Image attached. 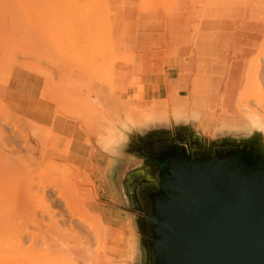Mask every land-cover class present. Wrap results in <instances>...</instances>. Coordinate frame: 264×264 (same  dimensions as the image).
I'll return each instance as SVG.
<instances>
[{"label": "water", "instance_id": "obj_1", "mask_svg": "<svg viewBox=\"0 0 264 264\" xmlns=\"http://www.w3.org/2000/svg\"><path fill=\"white\" fill-rule=\"evenodd\" d=\"M97 146L133 237L129 264H264V129L192 116L117 125Z\"/></svg>", "mask_w": 264, "mask_h": 264}, {"label": "crops", "instance_id": "obj_2", "mask_svg": "<svg viewBox=\"0 0 264 264\" xmlns=\"http://www.w3.org/2000/svg\"><path fill=\"white\" fill-rule=\"evenodd\" d=\"M117 1L119 4L110 1L114 45L132 59L115 66L113 106L121 113L131 106L142 108L145 115L170 112L172 117L192 116L200 119L203 129L232 128L228 116L235 112L248 60L255 58L263 45L264 23L246 19L242 6H211L202 16L191 10L142 18L133 9L128 13ZM45 84L43 76L16 67L0 82V101L15 116L70 141L69 153L62 159L90 176L97 197L90 188L86 194L89 210L114 228L125 210L110 184L107 161L96 157L97 146L77 120L61 118L57 105L43 98ZM135 84L142 87V100L135 98L139 94ZM183 109L189 112L183 114Z\"/></svg>", "mask_w": 264, "mask_h": 264}, {"label": "bare ground", "instance_id": "obj_3", "mask_svg": "<svg viewBox=\"0 0 264 264\" xmlns=\"http://www.w3.org/2000/svg\"><path fill=\"white\" fill-rule=\"evenodd\" d=\"M39 1L41 2L42 0H39ZM59 1H61V0H58V2ZM84 1L85 0H83V2ZM87 1L89 4H86ZM89 1L91 2V0L85 1V4H86V6H84L85 8L88 5H90L94 0H92L91 3ZM96 1H98L100 3V0H96ZM106 1H108V2L111 1L113 3L115 2V0H106ZM221 1H224V0H221ZM262 1H259V3H257V4L260 5V2L262 3ZM26 2H27V0H26ZM30 2H32V0H30ZM36 2H38V1H36ZM219 2H220V0H162L160 5L163 6L166 15L188 14V12L191 11L192 9H199L200 14L202 16V13L205 11V9L210 8L211 6H217L219 4ZM243 2H245V3H243ZM252 2L253 1H251V3ZM93 3H95V1ZM223 3L225 4L227 2L224 1ZM235 3L238 5L243 4L245 7L247 1H242V3H240L239 0H236ZM249 3H250V0H249L248 4ZM251 3H250V6H252ZM263 3H264V1H263ZM21 4H22V0H0V61L1 62L10 61L11 57L14 58V56H12V54H14V52L11 51L14 46L13 47L10 46L11 44L14 43L13 45H15V43H20L22 41H29L34 36L31 34L30 30L25 29L26 25H25V23H23V20H22V14H21V6L22 5ZM54 4H57V3H55L54 0H43L41 2V7H42V5H44L46 7L45 9H47V8L49 9V10L47 9V13L45 12L46 15L48 14L49 11L50 12L54 11V10L52 11L53 6H55ZM143 4L146 5V7H148L146 3H143ZM149 4H152L151 1L149 2ZM224 4H222V5H224ZM228 4L230 5V2ZM231 4H232V2H231ZM233 4H234V2H233ZM95 5L96 4H93V6H95ZM101 5H103L104 8H102V9L105 10V12L102 10L100 11ZM104 5L105 4L102 2V3H100V5H97V6H99L97 8V10L94 7L92 8V9L96 10L98 13L90 8V7H92V4L90 5L89 8L91 9L90 11H94L97 14H100L101 12H103V13H105L106 16L108 14V17H109L110 12L106 13V11H108V9L106 10L107 5L106 6H104ZM26 6L24 7V9L26 8ZM29 6H31V5H29ZM29 6H27V8H29ZM39 6H40V4H39ZM151 6H153V5H151ZM262 6H259L257 8V10H258L257 12L259 13V15L262 14L264 16V14H263L264 12H261V10H263V8H264V6L263 7ZM75 8H76V6H75ZM89 8L87 9V16L91 14L90 11H89L90 13L88 12ZM254 8L256 9V7H254ZM32 9H34V7H32ZM36 9H37V7H36ZM73 9L74 8H72V10ZM98 9H99V11H98ZM155 9H156V7H155ZM157 9H159V8L157 7ZM78 10L75 9L76 13ZM31 11L32 10H30V14H29L30 16L33 15V12H31ZM247 12H248V10H247ZM253 12H255V10ZM34 13L37 14V10ZM45 13L43 14V11H42L43 16L45 15ZM55 13H57V11H54L53 15H55ZM64 13H63V15H65V17H66V14H64ZM35 14L33 16H35ZM50 14H52V13H50ZM78 14H79V12L77 13V15ZM250 14H252V12L249 13V15ZM253 14H255V13H253ZM253 14H252V17H253ZM26 15H28V12L26 13ZM56 15H57V19H58L59 18L58 14H56ZM249 15L247 17V18H249L248 20L263 23L262 22L263 18H261L263 16L260 15L261 16L260 17L259 15L255 14L256 16H258L260 18L256 17L253 19V18H251V16L249 17ZM255 15H254V17H255ZM33 16H31L32 20H33V18L35 19V17H33ZM36 16H38V15H36ZM83 16L85 17V14ZM92 16L93 15L88 16L87 21H91L90 19H94V18H95L94 20H96L97 17H95V16H98V15H94V17L91 18ZM106 16H104V14H103V16L101 17V21L102 20L105 21L104 17H106ZM39 17H40V21L42 19H44V18L41 19L40 15H39ZM47 17L48 18L44 19L45 21L43 20L44 23L41 22L43 25L39 24L40 21L39 22L34 21V24H33V21L31 19H30L31 21H29L33 24L32 25L30 23V25H32L35 30H37L38 32H41V34L47 38H52V37L55 38L54 37L55 33H57L56 34L57 36L59 35V37H61L60 35L63 34V32L68 33L69 31H70V33L72 32L71 34H73V35L77 34L78 36L86 37V33L83 34V31H85V29L86 30L92 29V26L90 28L89 24H88L90 22L84 21L86 19V17L85 18L82 17L84 20H83V23L80 24L81 27H79L76 24L78 29H81L82 26H85L86 24H88L87 26H85L86 28L83 27L84 29L82 28V30H78L76 25L70 26V25L66 24V21H65V24L67 26L64 25L65 26L64 27V26H61L59 24L61 26V28L55 29V28H58L59 26L57 24L53 23L54 20L51 22V20H52L51 16L50 17L47 16ZM65 17H63V18H65ZM28 18H30V17H28ZM28 18L24 17V19L26 21ZM60 18H61V16H60ZM77 19H78V17H77ZM259 19H261V20H259ZM58 20L60 21V19H58ZM65 20H67V17ZM71 20H73V18H71ZM74 20H76V19H74ZM98 20H97V22L99 23ZM62 21H61V23H62ZM57 22L58 21H56V23ZM51 23L56 25V27L52 26L53 24H51ZM93 23H95V21H93ZM90 24L92 25V23H90ZM105 24L104 25L106 27H108V30H105V31L106 32L109 31V32L106 33L103 30V32H105V33L104 34L102 33V34L103 35H105V34L110 35L111 34V26H108L110 24V22L108 21ZM104 25L102 28L105 29ZM51 26L55 27V28H53V30H52ZM73 27H76L75 30L71 29ZM99 28H101V27H99ZM102 28H101V30H102ZM97 29H98V27H97ZM140 29H138V30H140ZM94 30L96 31V28ZM77 31H78V33H77ZM98 31H100V30H98ZM98 31L95 33L98 34V36H99ZM86 32H88V31H86ZM90 33H93V32L91 30H89L88 34H90ZM88 34H87V36H88ZM93 34H92V36H93ZM102 34H100V37ZM69 36H70V34H69ZM194 38H195V36H194ZM10 47H12V48L9 49ZM263 47L264 46H262L261 49H263ZM20 49H22V48L20 47ZM9 50H10V55H9ZM24 52H25V55L28 56V54H26L27 51H25V49H24ZM263 52L264 51L261 50L257 54V56L255 55V58H252L253 60L252 59L248 60L250 63L248 62V64H247V69H246V74H245L244 81H243L242 90H241V93L239 92L240 93V95H238L239 99L237 98L238 99V101L236 100L237 104L234 106L235 112L233 113L232 116H228L229 117V119H228L229 124L228 125L232 128L259 126V127L264 129V53ZM28 53H29V55L31 54L30 52H28ZM5 54H7V55H5ZM32 54L34 56L36 55L34 53H32ZM22 55H24V53ZM34 56H32V57H34ZM29 57L26 58L27 59L26 63L24 62L25 57L22 58L23 64H21L22 61H20L18 59L21 63L19 61H16L15 66L17 64V65H19V66H21V67H23L29 71L35 72L36 74L40 75L41 74L40 69H39L40 67H38L35 64V63L39 62L38 61L39 58L37 59L35 56L36 62L33 60H32L33 62H31L30 60L32 59V57H30V59H29ZM13 58L11 59L10 62H12ZM14 60H16V59L14 58ZM28 61H30V62L28 63ZM75 77H73L71 79H75ZM79 78H81V76H79ZM79 78H78V80H81ZM76 79L74 81H76ZM74 81H72V83H74ZM69 82H71V81H69ZM76 83H75V85H76ZM16 91L17 90H15V92ZM89 94H91V92ZM10 95H12V94H10ZM16 96H18V94ZM44 98H47V96L44 95ZM100 99L101 98L96 93L95 101L90 102V104H89V101L83 102L84 104H81L82 102L79 101V102H81L78 104L80 106V108H82L81 105L83 106V108L81 109L82 111L81 110H80V112L78 111L79 113L73 114L68 109H61L58 111V115L60 117H63V118H69L71 120L74 119L75 121L81 120L83 122H85L84 119L87 121V120H90L91 118H94V117L95 118L100 117L99 122L94 124V128H95L94 133L97 136L96 138L98 139L97 145L103 147L104 146V144L102 142L103 139L99 141V139H100L99 132H101L102 130L107 128V127H105V122L103 121L104 114L109 116L110 120H112L113 118L115 119V113L117 110L115 109L116 107L112 106L111 100L105 99L104 101L106 102V104L104 105V101H102ZM84 101H86V100H84ZM0 104H1V102H0ZM188 112L189 111L187 109L182 110L183 114H187ZM10 113L11 112L9 111V109L3 103L2 108H0V117H2L0 119V120H2V122H0V264H107V262L110 259L111 260L109 261V263H111V262H114V263L115 262L116 263L117 262H121V263L125 262L126 264H129V262L133 258L130 253L127 254V256L124 257L123 260H121V261L115 260V258H111V252L114 251V248L116 246L118 233H116L112 229H110L109 226L108 227L106 226L107 228L104 227L103 220L100 216L98 219L99 220L98 225H93L92 223L89 222V220L86 218V215L80 209L75 208L71 204L73 199L76 197H78V200L81 203H85V197L81 191H79V193H78L77 188H74L75 190L71 191V189H73V188H71L72 186H70V189L69 188L67 189V187H66V185H68L69 183H71L72 185H75V184L78 185L77 184V182H78L77 178L75 176H73L72 173L68 174L69 176L66 177L67 180H64L65 182L64 181L62 182L60 180L59 182H61V183H58L57 179H56L57 180L56 181L55 179L50 178V174L55 172V169L52 166L50 167L48 165L47 169L44 170V172H42V174H44V175L47 174V176H45L47 178H45V177L44 178L47 179V181H49V179H51L50 182L45 183L46 180L43 178L45 181L42 183H39V182H41L40 177L43 175L40 174V177H39V176H37L38 173H36V175L34 174V176H33V173L35 171L34 168L36 167V165L39 163L40 160H37L38 159L37 158V152H38L37 150L38 149L34 150L33 148H31L30 145H32V144H30V142L32 140H35L40 145H42V147H43L42 149H44V151H43V154L40 153V155L42 154L44 156L45 155L44 152L46 150L45 148L51 149L52 145L55 146L57 144V141H54L52 139L56 135L53 134L51 129H48L45 127L42 128L41 126L36 125L35 123H31V122H28V126L30 124L29 127H23V126H21V124H19L17 122L18 120L15 122L13 120L11 121L10 119H8L6 117V115L8 116V114H10ZM122 114H124V113H122ZM14 115H16V114H14ZM84 115H87L88 117H91V118H87V116H84ZM4 117H6L8 120ZM13 117L14 116H12V118ZM171 118H173V117L170 114V112L165 113V114L152 113V114H149V115H146L143 117V119L141 120V125H144L145 123H147L151 120H156V119H158V120H164V119L170 120ZM14 120H16V119H14ZM25 122L27 124V121H25ZM9 124L12 127L11 128L12 132H15L16 134L18 133L19 136L21 137V139L23 140V142L25 143V147H26V150H25L26 153L25 154H23V150H21V147H20V151H22V152L16 153L17 154L16 157L14 156V153H9V155H8V153L6 152V151L10 150L11 146H9V148H6L7 142L5 144L4 143L5 140H8V142H10V145L12 144V146L14 143V146H16V147L18 146L17 143H19V142H17V140L13 142L12 141L13 138L10 139V141H9V139H7L8 133H10L9 131H11V130H8L9 128L6 129L5 125L8 126ZM82 124L84 125V123H82ZM86 127H88V126H86ZM97 134H99V135H97ZM13 135H14V133H13ZM107 136L111 140V145H112L111 147H113L117 143L118 135L111 132V133H107ZM57 137H59L60 139H64L60 136H57ZM17 139H19V138H17ZM21 139H19V140L21 141ZM15 142L17 145L15 144ZM20 143H22V141ZM67 144L69 146L70 141H67ZM16 147H13V150L15 148V149H17L16 151L18 152L19 147L18 148H16ZM11 152H13V151L11 150ZM39 152H42V151L39 150ZM42 155L39 156V158L43 157ZM41 163H42V159H41V162L39 163V165ZM44 164H45V162H44ZM46 166H47V164H46ZM72 167L76 172L80 173L79 169H77L74 166H72ZM44 169H45V167H44ZM37 171H38V169H37ZM39 173H41V171ZM34 177L39 178V181L37 183H35V181H37V179L34 180ZM51 177H53V176H51ZM49 190L56 191V194L58 193L57 191H60L57 194V198H56V196H55V198L53 197L54 201H55V199L60 200L63 204L65 203L64 206L66 205V207L69 208L68 212H69V210L71 211V213H69V215H67L68 212H67V210H65L66 207L64 209L62 208L63 210H65V212L63 211L64 213L59 211V212L63 213V216L61 215L62 219L65 215L66 216L64 217V219H66V217H69L71 214V216L74 217L73 219H77L80 222V227L77 226L78 224L76 225L77 228L74 225H73V227H70L69 225L67 227H65L66 225L65 226L62 225L64 223L61 224L60 220H62V219L58 220L59 217L57 216V214H54V212L57 213L58 210H60V209H57V207L54 208L57 211L56 210L53 211L54 209L53 210L51 209L53 205H50V204H53L54 201L50 198L51 196L49 197V195H47V193H46ZM53 195H55V194H53ZM33 202L34 203L38 202V203H35V204H37L38 207L34 206L35 204L31 205ZM55 203H57V202H55ZM32 206L34 208H32ZM58 207H59V205H58ZM39 209H41L42 211ZM38 210L40 211L39 212L40 217L37 215ZM41 212H43V214H41ZM44 215L45 216L47 215L46 217L50 216V218H48L49 221L44 222V219L47 220L46 218L43 219ZM57 217H58V219H55ZM72 217L70 219H72ZM21 220H23V223H25V224H23L24 225L23 230L21 229V227L23 226V225L21 226V224H22ZM46 222L49 223V225L47 224L48 225V226L46 225L47 228L43 229L44 224ZM29 223L33 225L32 231L29 229L32 225H30V227H28ZM34 226H36L35 227L36 230H34L35 229ZM28 229L31 232L28 231ZM130 241L131 242L133 241L132 236H131ZM96 243L100 244V246L97 248L96 251L91 250V245L96 244ZM110 244H112V245H110ZM107 246H109L108 250H106ZM101 253H103V254H101ZM125 259H126V261H124Z\"/></svg>", "mask_w": 264, "mask_h": 264}, {"label": "rangeland", "instance_id": "obj_4", "mask_svg": "<svg viewBox=\"0 0 264 264\" xmlns=\"http://www.w3.org/2000/svg\"><path fill=\"white\" fill-rule=\"evenodd\" d=\"M36 1H38V2H36ZM54 1L57 4H54L55 6H53L52 11L53 10L54 11H57V13H55V15H53L54 14V11L53 12H50L49 11L48 14L46 15L48 8L45 9L46 7L44 5H42V7H41V2L39 0H32L33 3L30 2V0H27V2H26V0H22V4H21L22 5L21 6L22 20H23V23H25V25H26V28L25 29L30 30L31 34L34 35V36L29 41H22L20 43H15V45H13L14 43L10 45L12 47L14 46L13 47L14 49L12 47H10L9 49L12 48L11 51L14 52V54H12V53L11 54H12V56H14V58L16 60H14V58L11 57V59L13 58V60H14V61L12 60V62H10L11 59H10V61H3V62L0 61V82H3L6 79H8L11 71L14 68L21 67V66H19L17 64L15 66L16 61H19L20 60V61H22V63L20 61L19 62L21 64H23L22 58L25 57L24 58V62L26 63V60H27L26 58L29 57V56L30 57L34 56L32 54V53H34V54H36L35 55L36 58L37 59L39 58L38 59L39 62H37L35 64L38 67H40L39 68L40 69V72H41L40 76H43L46 79V84H45V88H44L43 94L46 95L47 98H44V95H43V98L45 100H48V101H51L52 100L51 102H53V103H55L57 105L58 111L61 110V109H68L73 114L79 113L80 110L83 108V106L81 105L82 108H80V106L78 104L81 103V102H82L81 104H84L83 102H87V101H89V104H90V102H94L95 99H96V93L101 98L100 100L104 101L105 99H108V100H111V102H112V100H114L115 90H116L115 83H114V78H115L114 69H115V66H116V64L118 62H126V63H129L130 62V59H132L131 58L132 56L130 54H127V53L125 54V53L119 52L115 48L114 41H113V35H112V24H113V21L112 20L114 18V14H113L111 2L110 1L108 2L106 0H100V3L103 2L105 4L104 6H106V5L108 6V7L106 6V10L108 9V11H106V13L110 12L109 17H108V14L106 16L105 13H103V12H101V13L99 12L100 14H97L98 12L96 10L99 7L97 5H100V3L98 1L94 0L95 3H93L94 1L92 2V0H91L92 3L89 1L92 4V7H90L91 4L88 5L87 7L88 8L90 7L91 9L94 7V8H96V10H94V9H92V10H94V11L97 12V13H95L94 11H90L91 9L89 8L88 12L90 11L91 12L90 15H93L91 18H93L94 15H98V16H95V17H97L96 20H94L95 19L94 18V19H90L91 21H87L88 20L87 18L90 15L87 16V9L88 8L87 7L85 8L84 6H86V4H89L88 1L86 2V4H85V1L86 0L84 2H83V0H81V1L80 0H77V1L76 0H72V1L71 0H61L59 2H58V0H54ZM119 1L125 6V9H126V11L128 13L130 12V9H133L136 12H138L139 15L142 18L162 17L163 14H164V8H163V6L160 5L161 2H162V0H160V1L159 0H119ZM150 1H151L152 4H149ZM224 1H226L227 3L224 4L223 3ZM224 1H221L220 0L221 3L219 2V4L217 6H221L222 4H224L222 6H242L243 5V4L238 5L239 4L238 2H237L238 4H236L235 3L236 0H231V1L230 0H228V1L227 0H224ZM239 1H240V3H242V1H247L246 6L245 7H244V5L242 6L243 8H245L246 12L248 10L247 17L249 15V13H251V12H252V14L255 13L256 15H259V13L257 12L258 11L257 8L259 6H262V5L264 6V3H263L264 0L263 1L262 0H255V1L254 0H250V3H251V1H253L251 3L252 6H250V3L248 4L249 0H242V1L239 0ZM259 1H262V3L260 2V5L257 4V3H259ZM229 2H230V5L228 4ZM231 2H232V4H231ZM233 2H234V4H233ZM143 3H146L148 7H146V5H144ZM243 3H245V2H243ZM39 4H40V6H39ZM93 4H96V5L93 6ZM114 4H119V3L116 0L114 2ZM26 5L27 6L31 5L32 7H34V9H32L31 6H29V8H27ZM151 5H153V6H151ZM25 6H26V8H25L26 10L24 9ZM75 6H76V8H75ZM36 7H37V9H36ZM155 7H156V9H155ZM157 7L159 9H157ZM254 7H256V9ZM72 8H74V9L72 10ZM100 8H101L100 11L102 10V11L105 12V10L102 9V8H104L103 5H101ZM75 9L78 10L77 13L79 12V14H78L79 16L77 15ZM30 10H32L31 12H33V15L35 14L34 12H36V10H37V14H35V16L31 15V16L35 17V19L33 18V20L31 18V16L29 15L30 14ZM249 10L250 11L252 10V11L250 12ZM254 10H255V12H253ZM42 11H43V14L46 12L45 13L46 16L45 15L43 16ZM98 11H99V9H98ZM192 11H194V13L200 14L199 9H192ZM27 12H28V15L29 16L26 15ZM261 12H264V8H263V10H261ZM50 13H52V14H50ZM63 13L66 14L67 20H65L66 17H65V15H63ZM102 13L104 14V16L107 17V18L104 17L105 18L104 19L105 21H103V20L101 21V17L103 16ZM56 14H58V17H59L58 19H60V21L57 19V15ZM84 14H85V17H86L85 20L83 19V18H85L83 16ZM252 14H250L249 17L251 16V18H253V19L256 18V17H258L255 14H253V17H252ZM36 15H38V16H36ZM39 15L41 16V19L42 18L46 19V18H48L47 16H49V17L51 16L52 17L51 22L54 20L53 23H55V24H57L59 26L58 28H55L56 25H54L53 23H51V24H53L52 26H55V27H52L51 26L52 30H53V28L59 29V28H61V26H64V25L67 26L66 24H68L70 26H75L77 24L79 27H81L80 24L83 23V20L86 21V22H90V23H92V25L90 23H88L89 24V27L91 28V26H92V29L93 30L92 29H89V30H91L94 34L93 33H90L91 35L88 34L89 33V30L88 29L87 30L85 29V31H83V34L86 33V37H83V36H78L77 34L76 35H73V34H71L72 32L70 33V31L68 30L69 31L68 33H66V32H63V34L60 33L61 34L60 35L61 37H59V35L57 36L56 35L57 33L54 32L57 37L54 35L55 38H53V37L52 38H47L44 35H42L41 32H38L37 30H35L33 28V26H32L34 24V21L35 22H39L40 21ZM254 15H255V17H254ZM260 15L263 16L262 14H260ZM60 16H61V18H60ZM24 17L25 18L30 17V18H28L27 21H26L24 19ZM63 17H65V18H63ZM70 17L73 18V20H71ZM77 17H78V19H77ZM260 17H258V18H260ZM261 18H263V20H264V16L261 17ZM30 19L33 21V24L31 22H29V21H31ZM44 19H42L39 22V24L43 25L42 23H44L43 22ZM74 19H76V20H74ZM247 19H249V18H247ZM55 20L58 21L59 23L58 22L56 23ZM97 20L99 21V23L97 22ZM259 20H261V19H259ZM263 20H262V22L264 23ZM61 21H62V23H61ZM65 21H66V24H65ZM93 21H95V23H93ZM108 21L110 22V24L108 26H111V34L110 35L109 34L108 35L107 34L103 35L106 32L105 30H108V27H106L107 25L105 24ZM30 23L32 25H30ZM88 24H86L85 26H87ZM77 25H76V27H77ZM103 25L105 26V29L102 28ZM85 26H82V28L83 27L86 28ZM76 27H73L71 29L72 30L73 29L75 30ZM97 27H98V29H97ZM99 27H101L102 30ZM82 28L81 29H78V27H77L78 30H82ZM95 28H96V31L94 30ZM98 30H100V31H98ZM103 30L105 32H103ZM86 31H88V32H86ZM97 31L99 33V36H98V34L95 33ZM108 32L109 31H107L106 33H108ZM77 33H78V31H77ZM69 34H70V36H69ZM87 34H88L89 37L87 36ZM92 34H93V36H92ZM100 34H102L101 37H100ZM262 46H264V43H263ZM20 47L23 50L20 49ZM24 49H25V51H27L26 54H28V56L25 55ZM261 50L264 51V47H263V49H260V51ZM28 52H30L31 54L29 55ZM23 53H24V55H22ZM5 55H7V54H5ZM9 55H10V50H9ZM35 56L32 57V59L30 60L31 62H33V61L36 62ZM30 57H29V59H30ZM30 61H28V63ZM79 76H81V78H79ZM73 77H75V79L78 77L81 80H78V78H77L76 81H74L75 79H71ZM69 81H71V82H69ZM72 81H74V83H72ZM133 82L135 83L136 80L133 81ZM75 83H76V85H75ZM134 86L136 87L137 92L139 93V94H137L136 97L135 96L134 97L137 98L138 96H140L139 100H142V98H143L142 97V94H141V93H143L142 87H139L137 84H135ZM90 92H91L92 95L89 94ZM84 100H86V101H84ZM79 101H81V102H79ZM105 104H106V102L104 101V105ZM2 105H3V102H1L0 108H2ZM112 106H113V104H112ZM114 107H116L115 109L117 110L116 113H115V119L113 118L112 120H110L109 116H107L106 114H104L103 121L105 122V127H107V128L104 129V130H102L101 132H99V134H100L99 141L103 139L102 142L104 144L103 147L105 149H109L112 146L111 145V140L107 136V133L113 132V133H115V134L118 135V133H117V129H118L117 128V125L118 124L121 127H124V128L128 124L134 125L136 127H139V126H142L141 125V120L143 119L144 116H146L145 113L143 112L142 108L131 107L130 106L129 111L127 113L122 114L119 111L117 105H115ZM11 115L14 116V117L12 118ZM84 116H87V115H84ZM6 117L8 119H10L11 121L13 120L15 122L18 120L17 122L19 124H21V126H23V127H29L30 126V124L28 126V122L26 124L25 120H23L22 118H19V117L15 116L12 113L8 114V116L6 115ZM6 117H4V118H6ZM1 118L2 117H0V119ZM87 118H91V117H88L87 116ZM94 118H91L90 120H87V121L84 119L85 122H83L81 120H77V121L81 125L82 129L88 134L89 141L93 145L99 146V145H97V140H98L96 138L97 136L94 133V131H95L94 124H96V123L99 122V120H100L99 118L100 117H96L95 119ZM14 119H16V120H14ZM0 122H2V120H0ZM82 123H84V125ZM5 126H6L5 127L6 129L9 128L8 130H11V131H9L10 133H8V136H7L8 138L7 139H9V141H10V139L13 138L12 139L13 142L16 141V140H17V142H19V143H17L18 146L16 147V146H14V143L13 142H12L13 143V146H12V144L10 145V142H8V140H5L4 143L6 144V142H7L6 148H9V146L12 147V148L10 147V150L6 151L8 153V155H9V153H14V156L16 157V155H17L16 153L22 152V151H20V147H21V150H23V154H25L26 153V151H25L26 150L25 143L23 142V140L21 139V137L19 136V134L17 133L18 134L17 135L15 132H12V129H11L12 127L10 126V124L8 126L7 125H5ZM86 126H88V127H86ZM42 128H44V127H42ZM214 128L216 129V127H212V128L210 127L209 129H214ZM52 132H53L54 135H56L54 133V131H52ZM13 133H14V135H13ZM99 134H97V135H99ZM57 136L58 135H56L55 137L52 138L54 141H57V144L55 143L56 144L55 146L52 145L51 146V149L45 148L46 150L44 152L45 153L44 156L42 155L43 154V151H44V149H42L43 148L42 145H40L35 140H32L30 142V144H32V145H30L31 148H33L34 150H37L38 149L37 150L38 151L37 152V158H38L37 160H40L39 163L41 162V159H42V163L40 164L41 166L38 163L36 165V167L34 168L35 171L33 173V176H34V174L36 175V173L39 174V175L37 174V176H39V177H40V174L43 175V176H41L42 178L40 177V181L41 182H39V183H42L45 180H46L45 183L50 182L51 179L48 178L49 181H47V179H45V178H47V177H45V176H47V174L46 175L42 174V172H44V170L47 169L48 165L50 167L52 166L55 169V172H53V173L50 174V178L55 179V180L57 179L58 180V183H61V182H59L60 180L62 182L64 180H67L66 177L69 176L68 174L69 173L70 174L72 173L73 176H75L77 178V181H78L77 184L78 185H76V184L75 185H72L71 183H69L70 185L68 184L69 186L66 185V187H67V189L68 188L70 189V186H72L71 188H73V189H71V191L72 190L74 191L75 190L74 188H77L78 189V193H79V191H81L84 194L85 203H81L78 200V197H76V198L73 199V201H72L71 204L75 208L80 209L86 215V218L89 220L90 223H92L93 225H98V223H99V220H98L99 219V215H96V214L92 213L89 210V205H88L89 197L87 196L88 193H90V188H92L93 189V192H91V193L94 195V197H97V191H96L97 187L95 188L94 182L92 181V179L90 178L89 175L81 173V170H80V173L79 172H76L73 169V167H71L70 165H68L67 163H65V161L62 159V157L66 156V154L68 155V153H69L68 144H67V141H65V139H60ZM17 138L21 139L22 143H20L21 141L19 139H17ZM15 144H16V142H15ZM13 147H16V148L19 147L18 148L19 151L17 152L16 151L17 149H15V148L13 150ZM11 150L13 152H11ZM39 150L42 151V152H39ZM40 153H42L41 155L43 157H40L39 158V156H41ZM99 156H100V152L97 153V157H99ZM44 162H45V164H44ZM46 164H47V166H46ZM43 166L45 167V169H44ZM37 169H38V171H37ZM39 170L41 171V173H39L40 172ZM51 176H53V177H51ZM35 177H34V180L37 179V181H35V183H37L39 181V178L38 177L35 178ZM50 191L51 190L47 191L46 193H47V195H49V197L51 196L50 198L54 201L55 196L57 198V194L60 191H57L58 192L57 194H56V191H51L52 193ZM53 194H55V195H53ZM55 202H57V203H55ZM35 203H38V202H35ZM35 203L33 202L31 205H34ZM57 204L59 205L60 208L58 207ZM64 204L60 200H58V199H55V201L53 202V204H50V205H53L54 206V207L52 206V208H51L52 210L55 207H57V209H60V210H58L57 213L54 212V214H57V216L59 217V219H58V217L55 218V219H58V220L62 219L61 215L63 216V213L65 212V210H67V212H68V209L69 208H67L66 205L64 206ZM34 206L38 207L37 204H35ZM32 208H34V207L32 206ZM62 208L63 209L65 208V210H63ZM39 210H41V209H39ZM39 210L37 212V215L40 217V213H39L40 211ZM55 210L56 209H54L53 211H55ZM59 211H61V212L64 211V212L61 213ZM69 213H71L70 210L67 213V215H69ZM41 214H43V212H41ZM46 216L45 215L43 216V219L44 218L47 219V220L44 219V222L45 221H49L48 218H50V216H48V217H46ZM70 216H71V214H70ZM70 216L69 217H66V219H64V217H63V219L60 220L61 221V224L64 223L62 225H64V226L66 225L65 227H67L68 225L70 227H73V225L76 226L78 224L77 226L80 227V222L77 219H73L74 217H72V216H71L72 219H70L71 218ZM21 222H22L21 226L23 224H25V223H23V220H21ZM107 223H108L107 220H103L104 227H106V226L108 227L109 226ZM47 224L49 225V223H47V222L44 224L43 229L47 228V226H48ZM30 225H32V224L29 223V226L28 227H30ZM77 226H76V228H77ZM23 227H24V225L21 227L22 230L24 229ZM35 227L36 226H34V228ZM32 228H33V225L29 229L32 231L33 230ZM109 228L112 229L114 232L118 233L116 246L114 248V251L111 252V258H115V260L121 261L129 253L133 257V241L132 242L130 241V239H131V231L129 230V227L127 225V222L125 220V217L123 216L122 219H119L118 218V220H115V226H114V228H111L110 226H109ZM29 229H28V231H30ZM34 230H36V228ZM110 245H112V244H110ZM99 246H100V244H97V243L96 244H93V245H91V250L96 251ZM108 247L109 246H107V249L106 250H108ZM101 254H103V253H101ZM109 261L107 262V264L109 263ZM124 261H126V259ZM109 264H126V263L125 262H123V263H121V262H117V263L116 262L115 263L114 262H111Z\"/></svg>", "mask_w": 264, "mask_h": 264}]
</instances>
